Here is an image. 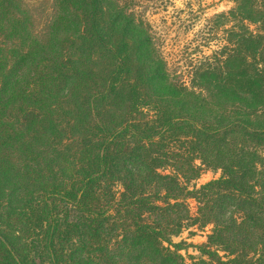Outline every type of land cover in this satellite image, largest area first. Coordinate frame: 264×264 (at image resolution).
<instances>
[{
	"label": "trees",
	"instance_id": "obj_1",
	"mask_svg": "<svg viewBox=\"0 0 264 264\" xmlns=\"http://www.w3.org/2000/svg\"><path fill=\"white\" fill-rule=\"evenodd\" d=\"M233 2L188 89L115 0H56L42 40L0 0V264H264V0Z\"/></svg>",
	"mask_w": 264,
	"mask_h": 264
},
{
	"label": "rangeland",
	"instance_id": "obj_2",
	"mask_svg": "<svg viewBox=\"0 0 264 264\" xmlns=\"http://www.w3.org/2000/svg\"><path fill=\"white\" fill-rule=\"evenodd\" d=\"M30 20V30L37 39H44L56 14V0H20ZM127 14L143 24L151 36L170 80L193 89V73L221 58L224 47L230 45L228 30L237 28V21L227 17L234 8L233 0H115ZM249 26L251 31L254 26ZM219 57V58H218ZM264 156V153L262 154ZM220 177V172L204 171L191 182L197 188ZM191 214L196 205L188 201ZM211 226L192 227L183 231L174 243L203 245ZM185 263L199 254L193 247L181 252Z\"/></svg>",
	"mask_w": 264,
	"mask_h": 264
}]
</instances>
